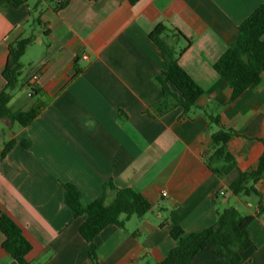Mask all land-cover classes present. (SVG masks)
I'll return each instance as SVG.
<instances>
[{
	"label": "crops",
	"instance_id": "0c3cea01",
	"mask_svg": "<svg viewBox=\"0 0 264 264\" xmlns=\"http://www.w3.org/2000/svg\"><path fill=\"white\" fill-rule=\"evenodd\" d=\"M262 5L264 0H69L56 10L43 2L40 24L32 23L28 5L0 7V92L9 45L35 31L22 58L24 87L10 106L29 109L35 103L31 88L48 96L30 125L9 127L0 120V214L32 244L30 264H93L80 234L85 217H75L66 205V183L77 186L86 202L113 183L153 205L143 218L124 228L108 226L96 237L101 264L160 263L177 246L171 226L201 232L227 207L255 217L253 245L240 264H264V178L256 184L259 196L228 191L234 175L219 178L206 165L216 127L204 115L206 109L219 115L238 133L228 145L237 167L257 168L264 153V76L232 100L214 66L237 41L239 25ZM160 24L190 40L179 64L204 96L188 116L180 107L154 116L152 106L162 99L156 78L166 63L150 34ZM11 141L16 144L2 157ZM3 241L0 232V264H11ZM191 264L230 263L203 250Z\"/></svg>",
	"mask_w": 264,
	"mask_h": 264
},
{
	"label": "trees",
	"instance_id": "16d2710c",
	"mask_svg": "<svg viewBox=\"0 0 264 264\" xmlns=\"http://www.w3.org/2000/svg\"><path fill=\"white\" fill-rule=\"evenodd\" d=\"M129 1L131 4H136L140 0ZM43 2H53L55 9L61 10L66 7L69 0H37L35 5H30V0H0V7L6 5L9 8H19L28 5L32 23L40 24L38 13ZM238 30L237 41L214 66L220 77L230 85L232 100L262 82L264 5L247 17L239 25ZM35 39V31H32L30 35L19 38L8 47L7 64L2 74L5 87L0 92V120L5 121L9 127L15 123L24 127L30 125L48 104L47 95L31 88L30 92L37 97V101L29 109L16 110L10 106L16 92L24 87L22 58ZM150 39L161 50L166 63V69L156 78L162 99L152 106L154 116L161 117L178 107L183 109L184 116H188L197 108L198 101L204 96V90L179 64L180 57L190 46V40L178 29L164 24L155 28L150 34ZM204 115L216 127L206 152V165L209 170L219 178L234 175L228 186V191L232 195L259 196L256 184L264 178V153L257 168L249 171L240 170L228 147L229 142L239 136L238 133L226 127L219 115L207 109ZM261 141L264 144V139ZM15 144V141L8 143L2 152V157H5ZM22 145L29 148L31 143L23 141ZM63 188L65 203L74 216L85 217V221L80 226V234L89 245L88 254L93 264H101L95 240L105 228L111 225L124 228L129 220L143 218L153 208L152 203L143 194L132 188H117L113 183H106L101 195L92 202H86L82 191L71 183L63 184ZM110 193L115 196L111 202H108ZM254 220V216H246L235 207H227L218 211L213 226L201 232L187 234L182 227L173 225L170 236L177 242V246L157 264H191L203 250L213 252L230 264H240L243 253L253 245L249 227ZM0 232L4 236L2 248L10 256L11 264H30L27 256L32 250V244L25 237L21 227L6 214H0Z\"/></svg>",
	"mask_w": 264,
	"mask_h": 264
},
{
	"label": "built area",
	"instance_id": "2783aa9c",
	"mask_svg": "<svg viewBox=\"0 0 264 264\" xmlns=\"http://www.w3.org/2000/svg\"><path fill=\"white\" fill-rule=\"evenodd\" d=\"M85 58L87 59V57H85ZM37 79H38L37 76H34V77L32 78L33 81H36ZM221 194H224V192L222 191ZM164 195H166V193H164Z\"/></svg>",
	"mask_w": 264,
	"mask_h": 264
},
{
	"label": "rangeland",
	"instance_id": "374dc122",
	"mask_svg": "<svg viewBox=\"0 0 264 264\" xmlns=\"http://www.w3.org/2000/svg\"><path fill=\"white\" fill-rule=\"evenodd\" d=\"M25 61V60H24ZM25 63V62H24ZM29 100H34L35 102H36V100H37V97H32V98H30ZM15 108V107H14ZM16 109V108H15Z\"/></svg>",
	"mask_w": 264,
	"mask_h": 264
}]
</instances>
